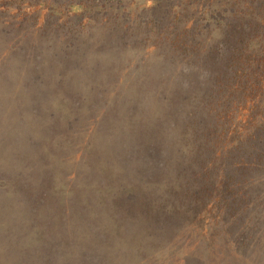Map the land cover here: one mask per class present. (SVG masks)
Returning a JSON list of instances; mask_svg holds the SVG:
<instances>
[{"label":"rangeland","instance_id":"obj_1","mask_svg":"<svg viewBox=\"0 0 264 264\" xmlns=\"http://www.w3.org/2000/svg\"><path fill=\"white\" fill-rule=\"evenodd\" d=\"M75 1L72 12L78 10L77 4L82 0ZM104 1L111 12L136 7V4L130 6V0H117L114 9L109 5L110 0ZM172 6L163 4L156 8V20L168 25ZM186 16L190 18L193 13L187 11ZM54 17L58 21L61 14ZM235 17L232 21H237L239 27L242 18ZM44 19L45 11L33 23L31 20L12 22L9 16L5 17V23L0 22V80L16 85L18 91L21 85L25 102L51 107L49 104L58 97L56 90L53 94L50 92L54 75L59 78L58 74L62 73L68 80V75L77 70L89 72L90 83L74 77L73 82L67 83L68 87L74 83L87 86L84 96L70 99L69 111L74 112L68 118L65 115L68 107L64 105L63 112H56L55 124L48 127L47 137L38 140L56 158L63 156L65 169L80 171L77 178L64 181L60 198L64 210L68 209L61 213L67 220L62 242L83 244L85 249L78 251L83 256L81 264H264V168L255 173L251 170L258 166L256 152L237 148L238 153L218 156L219 148H211L215 136L213 113L208 112L207 117L205 110L201 118L187 115L188 121L183 123L192 131L195 144H188L183 138L180 147L174 148L171 137L158 133L165 127L163 114H169L171 121L179 117L175 110L180 109L181 114L194 112L198 94H206L204 100L208 96L207 111L214 107L215 90L222 80L221 67L209 58L216 59V53L209 55L204 50L211 41L207 38L213 35L202 31L193 42L196 46L193 56L175 58L163 48L156 53L136 46L123 48L124 39H115L114 32L103 28L79 40L66 38V33L50 36L46 30L37 28ZM79 22L80 19L76 26ZM206 31L210 32L209 28ZM214 32L222 37L218 29ZM219 43L218 48L222 45L223 50L232 44L226 38ZM122 63L124 71L128 69L126 73L121 69ZM88 64L93 68L88 69ZM62 114L65 116L60 117ZM176 123L180 120L176 119ZM47 138H52L55 144L49 146ZM84 139L87 143H82ZM257 143L264 144V139ZM257 147L264 156V148ZM207 160H217L220 166L225 164L229 177L250 192V202L245 203L244 212L240 213V207L234 203L228 214L222 216L223 213L214 211L213 216L207 215L211 207L206 206V192L211 186L201 175ZM219 173L223 174L216 166L214 176ZM94 185L99 189H92ZM122 185L125 193H133L131 203L119 195L113 196L111 189L117 191ZM96 200L104 201L106 210L97 212L95 207L90 211L93 208L90 203ZM86 204L90 209L82 208ZM125 210H131L134 215L144 210L153 219L139 232L129 236L116 234L117 238L128 240L123 248L110 243L108 250H104L106 259L100 252L92 253L95 249L88 245L86 236H81V240L76 231H71L72 217L87 215L101 219L114 213L124 214ZM63 250L69 253L68 249ZM126 253L129 254L126 260L118 259Z\"/></svg>","mask_w":264,"mask_h":264},{"label":"trees","instance_id":"obj_2","mask_svg":"<svg viewBox=\"0 0 264 264\" xmlns=\"http://www.w3.org/2000/svg\"><path fill=\"white\" fill-rule=\"evenodd\" d=\"M67 1L0 0V22L5 23V17L9 16L12 22L31 20L33 23L37 22L45 11L43 24L36 27L41 31L46 30L50 36L66 33V38L79 40L103 28L104 31L114 32L115 39H124L123 48L136 46L139 50L146 49L153 53L163 48L168 49L175 58L192 57L196 50L193 42L196 36H200L205 30L213 37L207 38L211 41L204 46V50L209 55L215 56L216 53V59L213 56L209 58L214 59L213 63L221 67L219 77H222V80L218 90H215L214 107L207 111L208 96L204 100L206 94H198L194 112L183 111L181 114L180 109L178 112L174 111L179 116L176 119L180 120V123H176L173 118L170 121L169 114H163L165 123L162 126L165 127L158 133L171 137L174 148L180 147L179 142L183 138L188 144H195L192 131L187 130L183 123L188 121L185 120L187 115H194V119L196 116L201 118L205 110L207 117L209 113H213L215 144L213 139L210 147L219 148L221 153L217 152L218 156H228L237 148L250 149L253 154L256 152L259 156L256 160L258 166L250 169L255 173L264 168V156L260 155L257 147L264 148V144L257 143L264 139V0H143L140 3L139 0H130V6L136 4L135 8L113 12L109 11L110 8L105 5L107 2L104 0H82L78 2V10L75 12H72L71 7H75L76 1ZM116 2L118 1L110 0L109 5L115 9ZM163 4L173 7L168 25L154 17L155 9ZM187 11L192 12L193 16L187 17ZM57 13L61 14L58 21L54 17ZM237 15L242 18L239 27L237 21H232L236 20ZM77 18L80 19L78 26L75 24ZM212 25L215 27H211ZM208 28L210 32L206 31ZM217 29L222 37L214 32ZM218 38H226L232 44L225 50L222 45L218 48L221 41ZM92 60L97 61L96 58ZM121 66L123 73H126L128 69L124 71L123 63ZM92 68V65L88 64V69ZM98 69L99 64L96 63L95 70ZM88 73L77 70L68 75V80H65L62 73V76L58 74L59 78L54 75V87L50 92L53 94V90H56L58 97L49 104L51 107L25 102L21 85L18 91L16 85H11L4 79L0 80V264H81L83 256H80L78 251L85 249L83 244H80V241L77 244L62 242L64 221L67 220L62 218L61 213L68 212V209L64 210L60 198L64 181L67 182V178H77L80 171L74 168L65 169L61 161L63 156L56 158L47 150V146L38 140L47 137L48 127L55 124V117H58L56 112H63L64 105L68 107L65 114L68 118L74 112L69 111L71 100L84 96L87 86L74 83L68 87L67 83L74 81L72 77L81 79L83 83L92 81L87 79ZM211 93H214L213 90ZM68 94L71 95L70 98ZM94 132L91 131V134ZM47 139L45 140L49 146L55 144L52 138ZM82 143L87 142L84 139ZM165 145L170 147L168 142ZM204 164L202 179L210 182L211 186L206 192V206L211 207L207 215L213 216L215 212L223 213L222 216L228 214L234 203L240 207V213L244 212L245 203L250 202V192H246L239 182L235 183L229 177L225 164L220 166L217 160H207ZM216 166L223 174L219 173L215 177ZM92 189L99 188L94 185ZM111 191L113 196H121L128 203L132 202L133 193H125L124 185L118 187L117 191ZM236 198L240 200L235 201ZM90 205L93 206L92 209ZM90 205L86 204L82 208L89 207L91 211L97 207V212L106 210L104 201L96 200ZM124 212L120 215H107L101 219L87 215L84 218L83 215L72 217L74 227L71 231H76L79 238L86 236L88 245H91L92 250L95 249L92 253L100 252L106 259L104 250H108L110 243L123 248L128 240L119 239L116 234L124 233L129 236L133 232H139L148 224L147 221L153 219L152 215L144 210L139 215H134L131 210ZM63 249H68L69 253L66 254ZM128 255L126 253L118 259L126 260Z\"/></svg>","mask_w":264,"mask_h":264}]
</instances>
